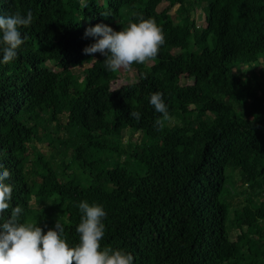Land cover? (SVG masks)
Wrapping results in <instances>:
<instances>
[{"label": "trees", "instance_id": "16d2710c", "mask_svg": "<svg viewBox=\"0 0 264 264\" xmlns=\"http://www.w3.org/2000/svg\"><path fill=\"white\" fill-rule=\"evenodd\" d=\"M28 9L24 44L0 64V158L21 221L60 219L74 246L88 200L107 211L101 246L135 264H264V0H0V12ZM141 17L166 42L120 84L104 55L85 54L84 32ZM157 90L167 117L149 102ZM234 173L249 190L235 238Z\"/></svg>", "mask_w": 264, "mask_h": 264}, {"label": "clouds", "instance_id": "9594fccd", "mask_svg": "<svg viewBox=\"0 0 264 264\" xmlns=\"http://www.w3.org/2000/svg\"><path fill=\"white\" fill-rule=\"evenodd\" d=\"M103 15L106 17L108 14ZM32 21L31 9L26 13L21 10L0 12V64L16 59L18 50L25 42L22 29ZM84 36L94 38V42L83 49L85 54L99 52L104 55L108 71L155 59L166 42L163 26L154 18L143 17L119 31L110 24L97 23L87 27ZM149 102L157 113L168 116L169 106L163 92L157 90L151 93ZM130 115L137 120L141 118L138 111ZM11 177V170L0 158V264H135L131 251L101 246L107 217L103 204L88 200L78 203L82 214L76 226L79 243L73 246L68 242L60 219L54 228L47 231L36 222L21 221L23 208L20 205L12 206L14 185L10 182ZM9 209L10 214L7 213Z\"/></svg>", "mask_w": 264, "mask_h": 264}, {"label": "rangeland", "instance_id": "374dc122", "mask_svg": "<svg viewBox=\"0 0 264 264\" xmlns=\"http://www.w3.org/2000/svg\"><path fill=\"white\" fill-rule=\"evenodd\" d=\"M166 5H163L161 9H163ZM177 9H174L172 11V16L176 18ZM192 17L196 20L197 25L199 27L206 26L205 23V14L202 11H198L195 14L192 15ZM151 64V63H150ZM86 67H78L74 68L73 72L75 74H81ZM121 80L119 81L120 84L124 83H132L136 80V71L130 69V67H124L121 68ZM141 137L139 134L135 135V141L138 142V138ZM45 151H49L48 149H45ZM241 182V176L239 173H234L233 178L231 179V182L229 184L230 187V194L228 195V202H230L233 206L232 208V216H231V223H230V230H231V235L233 238H235L239 234V230L235 224V221L233 220V214L234 211L239 208L243 207L246 204V201L248 200L249 197V190L247 187H241L240 186Z\"/></svg>", "mask_w": 264, "mask_h": 264}]
</instances>
